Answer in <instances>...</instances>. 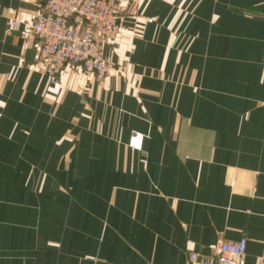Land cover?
Masks as SVG:
<instances>
[{"label": "crops", "instance_id": "crops-1", "mask_svg": "<svg viewBox=\"0 0 264 264\" xmlns=\"http://www.w3.org/2000/svg\"><path fill=\"white\" fill-rule=\"evenodd\" d=\"M43 5L0 0V264H185L241 239L243 264H264V0H131L102 49L144 72L135 98L72 65L51 83L31 28ZM188 9L206 23L172 35ZM87 132L110 159L94 169L106 199L68 192Z\"/></svg>", "mask_w": 264, "mask_h": 264}, {"label": "built area", "instance_id": "built-area-1", "mask_svg": "<svg viewBox=\"0 0 264 264\" xmlns=\"http://www.w3.org/2000/svg\"><path fill=\"white\" fill-rule=\"evenodd\" d=\"M130 1L44 0L31 28L39 43V64L52 83L69 65L99 79L114 73L102 55V44L117 40L121 13ZM246 251V239L221 242L211 254L188 253L185 264H243Z\"/></svg>", "mask_w": 264, "mask_h": 264}, {"label": "rangeland", "instance_id": "rangeland-1", "mask_svg": "<svg viewBox=\"0 0 264 264\" xmlns=\"http://www.w3.org/2000/svg\"><path fill=\"white\" fill-rule=\"evenodd\" d=\"M186 21H188L189 23L192 22L195 24H198V23L202 24L203 22L206 23V12L191 11L188 9L187 11L185 10L184 12L179 13L178 25H177V27H174L172 29V32H173L172 35H185L186 31L188 30V27L186 25H184L186 23ZM121 24H122V19H121ZM207 30L208 29H206V27L205 28H203L202 26L196 27L194 29V36L208 35L209 33ZM120 34H121V32H119V36H120ZM214 34L217 35V32L216 33H213V31L210 32V35H214ZM196 38L197 37H195V39ZM106 44L111 45L110 43H106ZM101 51H102V55L105 58V60L110 65L113 66L114 73L112 75L105 77V78H102V79H99L97 77L92 76V79H94L95 81H97L100 84H103L110 79H114L113 81H116L117 83H119L121 85H126V87H128V88H125V90L123 92L125 95L131 94L134 98L137 97L139 95L138 85L142 82V80L144 78V72H143V75L137 73L135 65L131 61H129L128 59L121 60V61L114 63L111 60H109L107 57H105V55L103 53V49H101ZM79 72H80V70H79ZM82 75H84V74H82ZM84 76H86V75H84ZM89 77H91V76H89ZM59 80H60V78L58 79V81ZM57 82H55V83H57ZM51 83H52V81H51ZM210 95H211L212 99H218V93H212ZM90 116L91 115L84 113V117H83V119H85L84 121L89 122L90 118H91ZM88 135H89L88 132L83 133L84 139L82 140V146H83V151L85 153L84 156H82V168H83V170L81 172H73L74 177L72 176V179L73 180L76 179L77 182L75 183V185H73L72 189L68 188V192L70 190H72V194H73V196H75V197H71L70 199H95V197L97 199H106L107 190H109L111 193V189L107 188L108 187L107 186V173L94 170L96 168L104 167L105 164L107 163V161L110 159H109V157H106V156L90 155L91 151H93L92 148L97 147L98 143L96 141L95 144H93V142L91 140H86L85 138H88ZM147 138H148L147 135H144L143 133H139V132L134 131L131 134V137L127 143V147H129L133 151L140 152L143 149L144 142ZM137 140H140V143H136L135 141H137ZM79 142H80V138H78L76 140L73 137V139L68 140L67 143L71 144V146L75 147V144L79 143ZM111 142L112 141L105 140V141H99V144H102L101 147H108V146H111V144H110ZM118 142L119 141H116V143H118ZM65 159H66V162L68 164L72 163L71 161H73V157H70V156L65 157ZM67 176H68V180L70 181L71 176H70L69 172L67 173ZM78 181L81 182V185H82L81 194L79 192L80 183ZM97 191H98V194H97ZM112 191L117 193L119 190L116 188H114V189L112 188Z\"/></svg>", "mask_w": 264, "mask_h": 264}]
</instances>
